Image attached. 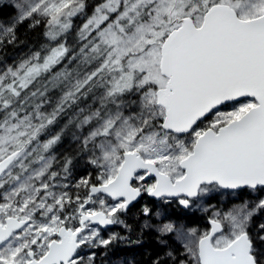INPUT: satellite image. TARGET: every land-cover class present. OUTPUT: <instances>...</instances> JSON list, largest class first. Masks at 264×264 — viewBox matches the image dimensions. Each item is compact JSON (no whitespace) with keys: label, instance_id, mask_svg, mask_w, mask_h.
Returning a JSON list of instances; mask_svg holds the SVG:
<instances>
[{"label":"snow or ice","instance_id":"1","mask_svg":"<svg viewBox=\"0 0 264 264\" xmlns=\"http://www.w3.org/2000/svg\"><path fill=\"white\" fill-rule=\"evenodd\" d=\"M264 264V0H0V264Z\"/></svg>","mask_w":264,"mask_h":264},{"label":"trees","instance_id":"2","mask_svg":"<svg viewBox=\"0 0 264 264\" xmlns=\"http://www.w3.org/2000/svg\"><path fill=\"white\" fill-rule=\"evenodd\" d=\"M153 247L151 241L146 240L144 243V247L140 246H122L116 250L115 255L124 257L126 259L135 260L137 264H144L146 259V252L150 251Z\"/></svg>","mask_w":264,"mask_h":264}]
</instances>
